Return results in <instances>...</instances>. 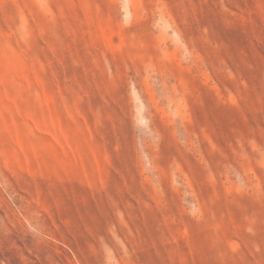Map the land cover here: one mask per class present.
<instances>
[{"label":"rangeland","instance_id":"obj_1","mask_svg":"<svg viewBox=\"0 0 264 264\" xmlns=\"http://www.w3.org/2000/svg\"><path fill=\"white\" fill-rule=\"evenodd\" d=\"M0 264H264V0H0Z\"/></svg>","mask_w":264,"mask_h":264}]
</instances>
